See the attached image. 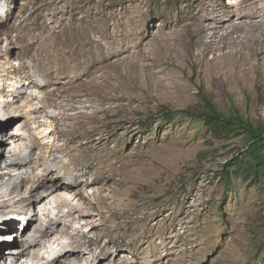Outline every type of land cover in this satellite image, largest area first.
I'll return each mask as SVG.
<instances>
[{"label":"rangeland","instance_id":"obj_1","mask_svg":"<svg viewBox=\"0 0 264 264\" xmlns=\"http://www.w3.org/2000/svg\"><path fill=\"white\" fill-rule=\"evenodd\" d=\"M68 53L64 67L100 61L83 78L100 84L93 91H104L85 98L92 100L85 125L59 120L64 110L45 99L54 86L45 88L44 72ZM28 73L38 86L19 99L15 90L26 81L17 78ZM78 76L48 80L64 86ZM205 98L226 115L236 107L264 123V0H0V173L8 174L0 195L26 173H41L9 164L29 156L25 144L38 132L53 130L34 156L44 154L51 167L55 157L70 162L66 156L91 138L102 149L92 153L95 159L81 155L83 198L66 194L63 205L45 192L35 208L13 215L20 207L14 204L0 216L1 230L8 221L18 225L14 236L5 233L0 264H12L10 252L21 249L16 237L40 239L37 228L51 220L58 232L35 248L37 258L19 264H41L38 257L48 260L80 238L86 245L80 264H264V180H236L232 191L223 186L225 164L244 145L214 138L184 114L203 111ZM24 104L40 113L28 117ZM166 109L177 120L167 122ZM68 123L72 132L92 137L64 136ZM47 146L67 152L48 154ZM15 149L21 154L14 156ZM20 193L28 195L25 188Z\"/></svg>","mask_w":264,"mask_h":264},{"label":"bare ground","instance_id":"obj_2","mask_svg":"<svg viewBox=\"0 0 264 264\" xmlns=\"http://www.w3.org/2000/svg\"><path fill=\"white\" fill-rule=\"evenodd\" d=\"M67 56H72V53L63 54L59 56L58 57L59 60H55L56 62L52 66L53 72L51 73L47 72L46 74L44 72V76L47 78V81L44 84L45 88H51L50 86L52 85L54 86V88H52L50 91L46 93L45 99L48 101L49 105H52V106H55L57 108H61L64 110L63 114H61L59 117L58 116L56 117L59 120L67 121V122L70 121V124L72 125L73 121L77 119H81L80 123L85 125L84 124L85 122H83V120H85V117L88 116V112H89V111L87 112L89 108L87 104L88 102L92 101V100H88L85 98L87 97L91 98L92 96L101 97V94L104 93V91L101 93H100L101 90L99 92L93 91V88L99 87L100 84H97L96 82L88 83L87 81L83 80V78L89 74L90 70L95 69V68L97 70L99 67L100 61H99L98 56H96L97 59L94 58L91 61L80 60L79 62L76 61L75 66L73 67H68V66L64 67V65H68V64H65L68 61ZM86 65H89V69L85 68ZM55 69L57 70L59 69L58 74L54 71ZM74 71L79 72L78 78L76 79L75 82H69L64 86L62 85L57 86V84L52 83L53 82L52 80H48L49 75L54 74L56 77H60V76L69 77L70 74L73 73ZM31 78L32 77L30 76L29 73L26 74V80H21V78H17L18 83L26 81V83L23 82L24 85L22 87H18V89L15 90V93L19 99L21 98L23 99L27 91L38 86V83L34 80H31ZM3 90H5L4 85H3L2 91ZM9 105H12V104H9ZM30 105L28 104L25 107L28 109L27 112L24 109L25 112L27 113L25 114L28 115V117L29 116L32 117L40 113L38 109H35ZM17 110L20 111V109H17ZM70 124L68 123L67 129H65L62 132L64 136H71V139L73 141L82 139L83 137L90 136V133L88 132H86L83 135H81L77 131L72 132L69 129ZM24 127H27V123L21 124L20 128H24ZM2 131L3 130H0V136L1 134H3ZM52 134H53V130L48 131V134H45L43 136H40L42 134L38 132V135L34 137V139H32L31 144L29 143L28 145V142L27 144H25L26 147L29 146L31 148V152L29 156L24 157V158L20 157L17 159H13V161L9 162L10 166L15 168V170H21L27 167H36V168L41 169V173L40 174H35L33 172L26 173L24 176L20 178L19 183L13 185L14 190L12 192L8 193L7 196L0 195V216H7V214L9 213L8 210L13 208L14 204L20 205V207L13 212L14 213L13 215H16L17 213L21 211H25L27 207L35 208V206L38 203L37 195H44L45 192H51L55 200L59 204H63V205L69 202L68 199L66 198L67 196L66 194H73L78 198L79 197L83 198V191H82V188H80L82 185V182L80 180L82 178L81 170L85 168V165L82 162L83 158L81 157V155L87 152L88 154L86 158H89V157H93L92 153H95L97 155L99 152H101L102 149L100 148L101 146L98 143L99 141L96 143L95 140L91 138L92 136H90L89 138H91V141L86 146H84L79 153L72 152V154H68V155L66 154L67 155L66 157H69V156L71 157L70 162L66 163L62 158L55 157L52 160L55 166L51 167L47 160V157L44 154H40L38 159H35L34 156L36 153V149L40 147V140H43V141L47 139L49 140ZM46 149H47L48 154L54 153L55 151H57V153H60V154L63 152H67L65 148L53 150L49 146H47ZM18 154H21V150L15 149L13 151V155L15 156ZM95 157L93 158L95 159ZM62 169L65 170L64 175L62 176L57 175L58 178L56 179H48L51 174H54V173L58 174L60 170ZM7 175L8 174L0 173V179H4ZM113 176H115V174L112 175V177ZM36 185H38L37 188H35ZM23 188L26 189L28 195L26 196L21 195L20 190ZM14 191L16 192L19 191L18 192L19 193L18 196L20 197L19 200H16V198L14 197V193H16ZM76 211H78V209L74 208L72 211H70L68 216L73 217ZM7 223L9 226L6 230L0 229V239H1L0 246H2V241L5 240V237H6L5 233L9 231L12 233L11 236H14L13 231L17 230L18 228V225L16 223H13L11 221H8ZM58 227H59V223L56 222V224H54V221L51 220L50 226L48 228L46 229L37 228V231L41 232L42 235L40 239L34 238L29 242L26 241L27 243H29V245H26L25 240L24 241L21 240L20 236L16 237V239H14L13 242L17 246H20L21 249L19 251L14 249L10 252L11 257H13L12 264H19V262H22L25 257L34 256L37 258V256L34 255L35 248L41 245L43 246L44 245L43 243L45 240H47V238H49L51 235L58 232ZM83 238H86V236ZM51 241L52 240H50V242ZM83 241L84 240L82 238H80V240L72 239V241L68 245V249H64L63 251H61L60 253H58L57 255H55L54 257L48 260L41 259L40 257H38V259L42 261L44 260L43 263L41 264H69V262L71 261L76 262V264H80L84 258L82 249H81L85 245ZM77 249H79L80 251V253L78 254L74 252ZM4 257H5V253H3L2 250H0V258L3 259Z\"/></svg>","mask_w":264,"mask_h":264},{"label":"trees","instance_id":"obj_3","mask_svg":"<svg viewBox=\"0 0 264 264\" xmlns=\"http://www.w3.org/2000/svg\"><path fill=\"white\" fill-rule=\"evenodd\" d=\"M167 122L177 120V112L162 111ZM197 120L214 138L220 140L241 139L244 148L227 162L220 180L228 191L233 190L236 180L257 183L264 180V123H254L233 107L230 114L221 112L205 98V109L201 112L185 111Z\"/></svg>","mask_w":264,"mask_h":264}]
</instances>
